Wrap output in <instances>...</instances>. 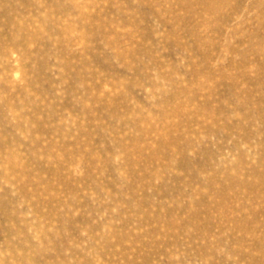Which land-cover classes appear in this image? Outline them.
Masks as SVG:
<instances>
[{"label":"rangeland","instance_id":"374dc122","mask_svg":"<svg viewBox=\"0 0 264 264\" xmlns=\"http://www.w3.org/2000/svg\"><path fill=\"white\" fill-rule=\"evenodd\" d=\"M0 264H264V0H0Z\"/></svg>","mask_w":264,"mask_h":264}]
</instances>
